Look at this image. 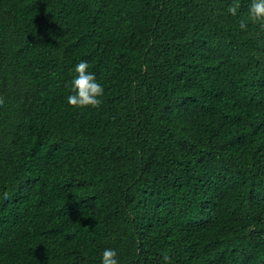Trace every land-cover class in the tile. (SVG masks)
Wrapping results in <instances>:
<instances>
[{
  "label": "trees",
  "instance_id": "16d2710c",
  "mask_svg": "<svg viewBox=\"0 0 264 264\" xmlns=\"http://www.w3.org/2000/svg\"><path fill=\"white\" fill-rule=\"evenodd\" d=\"M230 3L0 0V264H264V24Z\"/></svg>",
  "mask_w": 264,
  "mask_h": 264
},
{
  "label": "clouds",
  "instance_id": "9594fccd",
  "mask_svg": "<svg viewBox=\"0 0 264 264\" xmlns=\"http://www.w3.org/2000/svg\"><path fill=\"white\" fill-rule=\"evenodd\" d=\"M240 7V0H232L227 6V12L236 17L240 14ZM246 20L264 24V0H250L246 18L240 19L241 29L247 27ZM74 72L75 75L70 82V93L66 96L67 104L75 108L99 106L104 94V86L98 81L96 73L90 70L89 62L80 60L74 65ZM165 259L167 260L168 257L166 256ZM100 264H120L117 250L112 247L102 249Z\"/></svg>",
  "mask_w": 264,
  "mask_h": 264
}]
</instances>
